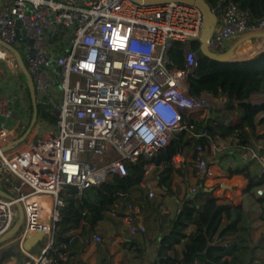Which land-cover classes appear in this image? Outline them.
<instances>
[{
  "label": "built area",
  "instance_id": "obj_1",
  "mask_svg": "<svg viewBox=\"0 0 264 264\" xmlns=\"http://www.w3.org/2000/svg\"><path fill=\"white\" fill-rule=\"evenodd\" d=\"M219 19L209 41L214 53L232 39L264 33V17L254 20L233 3ZM203 26L200 8L177 2L0 0V190L12 197L0 196V238L17 221L21 204L23 226L14 239L19 250L27 254L26 240L41 234L47 243L34 264H54L49 252L65 197L81 195L113 176L124 177L129 165L141 159L148 161L144 169L149 176L157 153L177 133L193 130L183 123L184 116L202 117L225 108V94L189 95L188 76L198 65L190 48L183 68L170 58L176 43L199 40ZM7 46L21 55L38 100L50 106L56 124L37 142L3 153V147L27 130L30 115L24 99L27 82L17 85L23 74ZM32 133L29 137L37 135L35 128ZM205 153L201 144L191 151L197 176L203 179L213 177ZM243 160L258 161L264 177V157L258 152H245ZM142 187L149 189L147 183ZM255 195L264 199V182ZM148 198L156 194L149 191ZM116 207L124 209L123 215L112 211L111 218L133 236L146 233L142 206L120 202ZM160 211L170 214L165 199ZM70 235L69 244L76 237ZM102 242L99 232L92 234L91 244Z\"/></svg>",
  "mask_w": 264,
  "mask_h": 264
},
{
  "label": "trees",
  "instance_id": "obj_2",
  "mask_svg": "<svg viewBox=\"0 0 264 264\" xmlns=\"http://www.w3.org/2000/svg\"><path fill=\"white\" fill-rule=\"evenodd\" d=\"M206 1L218 19L228 3L248 11L254 20L264 17V0ZM187 48L198 58L196 69L188 76L189 95L202 97L210 94L219 97L225 94L228 98L225 108L212 110L210 117L184 116L183 123L188 127L192 126L193 130L177 133L172 143L157 153L151 160L155 169L149 176L145 175L144 169L148 161L141 159L129 165L126 176H113L111 180L91 187L81 195L65 197L66 205L60 211L61 219L57 222L54 244L49 252L54 264H70V261L79 260L88 251L92 234L98 231L101 233L100 230L106 221L115 220L111 218L110 213L117 211L120 216L123 215L124 209L116 207L118 203L137 204V198L133 197L134 192H138L139 199L145 206L155 207V201L148 198L146 189L142 187L148 178L154 179L157 188L162 191L160 198L166 195L177 196L178 192L173 188L174 181L182 172L174 167L173 159L179 154L193 150L197 144L207 150L214 145L218 148L219 141H230L231 147L247 153L264 152V117L259 118L264 115V103H251L253 94H264V51L244 62L218 64L201 54L198 40L187 44L176 43L170 51V58L178 68L184 67ZM224 52L226 51L221 53ZM22 79L26 81L24 76ZM25 93L29 102L31 122L33 109L28 87ZM236 113H239V117L234 120ZM38 121L52 129L56 124L50 106L40 100ZM190 160L193 176L196 178V192H185L181 199L177 196L180 210L173 219L166 220V217L161 215V239L156 250V261H150L149 264H264V239L253 242L252 228L248 219L243 216L241 205L221 204V198L217 195L219 186L207 188L205 180L197 176L193 156ZM231 174H242L246 177L249 180L248 191L264 182L263 175L255 178L247 169L234 170ZM1 185L0 182V187ZM261 202L264 203L263 198ZM71 232H74L76 237L69 244ZM122 243L131 246L137 244L138 264H144L145 250L140 248L142 243L134 238L128 242L123 240ZM102 244L106 243L98 245ZM178 246H182L181 251L177 250ZM62 255H67V259L62 260Z\"/></svg>",
  "mask_w": 264,
  "mask_h": 264
},
{
  "label": "crops",
  "instance_id": "obj_3",
  "mask_svg": "<svg viewBox=\"0 0 264 264\" xmlns=\"http://www.w3.org/2000/svg\"><path fill=\"white\" fill-rule=\"evenodd\" d=\"M220 23L221 19H218L215 27L217 28ZM242 38L243 37L230 40L225 44L223 50L227 51L238 44L235 48V53L247 54L259 46L264 45V38L254 37L253 41H244V44L243 42L240 43ZM239 50H242V52H239ZM251 103L253 105H260L264 103V94L256 93L252 95ZM210 112H212V110ZM208 113H206L204 117H208ZM238 117L239 113H236L233 119L237 120ZM35 136L31 137L32 140H35ZM217 145L218 148L215 145V147L210 148L211 150L208 155L211 158H208L209 160L207 159V154L205 153V157L209 163V168L213 172V177L204 179L205 185L207 188L219 186L217 195L221 198V204L224 205L232 203L233 205H241L243 216L245 219H248L252 228V240L254 243H257L261 238L264 239L263 235L260 237L256 235L264 224V203L261 202L262 198H258L255 195V189L248 191L249 180L246 177L242 174L232 175L231 172L234 170L247 169L252 176L260 178L262 177L260 164L258 161L243 160L245 152L236 147H231L227 141H219ZM191 151L192 150L184 152L183 154H179L175 157L174 167L180 170L182 174L176 176L173 188L178 192L179 195L177 194V196L180 199L184 196L185 192H191V190L195 188L196 184V178L193 176V170L191 167ZM258 153L260 156L264 157V152ZM184 174L186 176H184ZM145 183H147L148 186H150L151 183L157 184L152 178H148ZM143 189L145 188L143 187ZM177 196L166 195L163 198L156 196L155 207H147L139 199V194L137 192V195L133 197L137 198V205H142L144 215L142 224L146 227V233L133 236L130 234L127 226L123 225L120 220H115L120 226V232L126 233L127 235L124 239L120 240V237H113L105 240L103 239V242L106 243L104 244L106 246L105 249L103 248V244L102 246H99L98 244H91L88 251L84 253L79 260L70 261V264H138L136 254V250L138 248L137 244H134L133 246L130 244H120V241L123 242L122 240H127L128 242L131 238H134L142 243L140 248L145 250L144 264H149L150 261H156V250L161 239L159 220L161 215H163L160 211V202L162 199L167 201V208L170 214L165 217L166 220L173 219L180 210V203ZM105 225H107V221L104 223L102 230H100L101 235L105 231ZM42 248L43 246L41 248H37L36 246L32 251L24 254L20 259L8 261V264H34V260ZM177 250L181 251L182 246H178Z\"/></svg>",
  "mask_w": 264,
  "mask_h": 264
},
{
  "label": "water",
  "instance_id": "obj_4",
  "mask_svg": "<svg viewBox=\"0 0 264 264\" xmlns=\"http://www.w3.org/2000/svg\"><path fill=\"white\" fill-rule=\"evenodd\" d=\"M132 1H134L139 5H156V4H164L169 2H177L180 4L188 5L190 7L200 8L204 16V26L201 36L198 40L200 44V52L204 57L208 58L210 61L214 63L233 64V63L244 62L250 60L254 56L264 51V45H261L247 54H237L235 53V48L236 46H238L237 44L235 47L229 49L224 53L211 52L209 50V41L215 31L216 28L215 24L218 21V17L215 14L214 10L211 9V7L209 6L206 0H132ZM254 37L264 38V33L247 35L241 39L240 43L251 40ZM7 47L16 55L22 74L26 79L27 87L29 89L30 99L32 103L33 115L30 125L26 130V132L20 138L15 140L13 143L3 147L1 149L3 153L7 151H11L16 147L20 146L21 144H23L28 139L29 135L32 133L33 129L38 123V97L36 94L33 78L28 72L27 67L23 62L19 52L11 46H7ZM205 95H210V94H205ZM210 116H211V112L208 113V117ZM0 196L5 197L7 199L12 198L9 194H7L2 190H0ZM17 208L19 212L17 221L15 222L13 227L4 236L0 238V264H8V261L20 259L24 255L23 252L19 250L18 244L14 240L18 235V233L20 232V230L22 229L23 220H24L22 205L17 204ZM42 240H43V235L35 234L34 236L26 240L23 246L24 250L26 252L32 251Z\"/></svg>",
  "mask_w": 264,
  "mask_h": 264
},
{
  "label": "rangeland",
  "instance_id": "obj_5",
  "mask_svg": "<svg viewBox=\"0 0 264 264\" xmlns=\"http://www.w3.org/2000/svg\"><path fill=\"white\" fill-rule=\"evenodd\" d=\"M255 34H260V33H255ZM254 39H251L250 40V42L251 41H253ZM245 42H243V44H244ZM228 51V50H227ZM239 52H242V50H239ZM9 79V78H8ZM17 85H19V84H21L22 83V78H17ZM24 99H25V101H26V103L28 104V108H29V102H28V99H27V97H26V93L24 92ZM29 114H30V108H29ZM202 117L204 118V115H202ZM29 122H30V115H29V118H28V122H27V124H29ZM37 125L38 126H36L35 127V129H36V133H37V135L35 136V140H34V142H37L38 140H40L43 136H44V134L45 133H47V132H52L53 131V129L51 128V127H49V126H47L46 124H44V123H40L39 121H38V123H37ZM33 134V133H32ZM32 135L23 143V144H29V142L30 141H33L32 140ZM228 143H230V141H227ZM212 147H215V146H212ZM214 149V148H213ZM210 150L211 149H207L206 150V154H207V159L208 158H211L209 155H208V153L210 152ZM212 156H214V155H212ZM209 160V159H208ZM180 189H181V187H180ZM149 191H153L155 194H156V196H159V194L162 192L161 190H159L158 188H157V184H150V186H149V189H146V191H145V194H148V192ZM137 195V192H134L133 193V196H136ZM152 200H156V198H154V199H152ZM47 214H48V207H45L44 208V218H47ZM104 233L102 234V237H103V239L105 240V239H111V238H113V237H120V240L121 239H124V237L125 236H127L126 235V233H121L120 231V226H119V224L115 221V220H108L107 221V225H105V228H104ZM261 234V235H260ZM256 235L258 236V237H260V236H264V224H263V226L260 228V231H258L257 233H256ZM123 241V240H122ZM47 243V239L46 238H43V240L37 245V248H41L42 246H44L45 244ZM120 244H123L121 241H120Z\"/></svg>",
  "mask_w": 264,
  "mask_h": 264
}]
</instances>
